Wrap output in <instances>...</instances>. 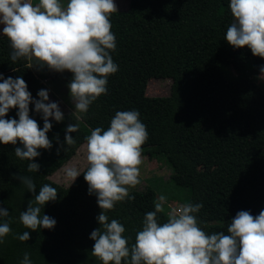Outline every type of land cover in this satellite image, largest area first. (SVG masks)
<instances>
[{
  "label": "trees",
  "instance_id": "16d2710c",
  "mask_svg": "<svg viewBox=\"0 0 264 264\" xmlns=\"http://www.w3.org/2000/svg\"><path fill=\"white\" fill-rule=\"evenodd\" d=\"M229 3L129 0L128 10L111 15L117 40L111 55L119 70L108 77L107 95H101L79 121L72 112L64 113L61 122L50 119L53 127L47 136L53 146L38 150L37 173L28 172L29 161L15 155V147H22L19 142L15 146L0 143V207L9 210L12 228L0 244V264H20L25 252L33 264H101L91 252L95 241L89 237L100 227L96 217L101 209L96 196L88 194L83 175L87 167L66 188L48 177L86 144L91 130H107L117 111H139L149 133L142 157L170 169L171 184L188 192L185 203L203 204L197 217L206 233L228 234L237 212L256 216L264 210V91L252 79L264 74L260 71L264 59L249 48L235 49L224 39L233 22ZM30 63L0 58V74L22 76L33 99H38V91L45 88L36 81L41 70L30 68ZM224 66L234 69V78L226 76ZM44 70L51 81L68 85L72 78L67 71ZM151 79L171 80L169 95L147 96ZM29 107L30 118L42 129V114L35 112L34 105ZM17 110L11 109L5 118L18 119ZM73 123L80 125L71 133L76 144L67 146L65 130ZM212 160L218 161L215 168L200 170ZM14 174L31 176L35 194L44 184L57 189V199L43 208L45 215L56 220L54 229L31 231L20 223V212L34 194ZM129 194L135 199L117 203L107 215L109 221L117 219L125 226L124 235L132 244L145 214L154 210L157 195L147 185ZM166 219L164 211L160 222ZM24 231L30 232V239L22 242L16 236Z\"/></svg>",
  "mask_w": 264,
  "mask_h": 264
},
{
  "label": "clouds",
  "instance_id": "9594fccd",
  "mask_svg": "<svg viewBox=\"0 0 264 264\" xmlns=\"http://www.w3.org/2000/svg\"><path fill=\"white\" fill-rule=\"evenodd\" d=\"M228 7L233 22L224 39L233 48L246 46L254 56L264 59V0H230ZM116 12L114 0H67L66 5L62 0H0V33L10 42L13 62L24 59L31 62L30 68L72 73L67 86L79 121L101 95H107L108 77L119 70L111 55L117 40L110 17ZM260 71L264 73V66ZM0 81V143L15 146L19 142L22 147H15V155L29 161L28 172L37 173L40 165L34 160L41 155L38 150L53 146L47 136L53 127L50 118L61 122L64 113L58 103L49 101L46 89L39 90V98L33 99L22 76L14 79L0 74ZM30 104L42 114V129L30 118ZM13 108L18 109V119L5 118ZM79 128V123L67 126V146L76 144L71 133ZM148 138L138 110L117 111L107 130L96 127L85 137L88 166L83 175L88 194L96 196L101 209L96 217L100 227L89 237L95 241L92 255L101 264H264V210L256 216L241 210L228 225V234H209L199 226L197 214L202 203L186 202L172 208L166 222L161 223L166 203L161 195L154 210L145 214L135 242L129 243L125 226L117 219L109 221L107 212L119 202L135 199L129 188L141 183L142 146ZM65 175L74 181L81 173L73 166ZM14 178L34 194L27 209L20 212V223L31 231L54 229L56 220L45 215L43 208L57 199V189L44 184L35 194L37 186L31 176L14 174ZM0 220L3 244L12 232L7 208L0 207ZM16 238L28 241L30 232ZM20 264H33L30 253H24Z\"/></svg>",
  "mask_w": 264,
  "mask_h": 264
},
{
  "label": "rangeland",
  "instance_id": "374dc122",
  "mask_svg": "<svg viewBox=\"0 0 264 264\" xmlns=\"http://www.w3.org/2000/svg\"><path fill=\"white\" fill-rule=\"evenodd\" d=\"M32 2L36 3L38 0H32ZM62 2L66 5L67 0H62ZM114 2L117 4L118 11L128 10L129 0H114ZM2 27L3 26L0 25V30H2ZM242 49L246 50L248 48L245 46ZM10 52L11 48L9 40L0 33V58L11 60ZM16 62L29 63V61L24 59L17 60ZM224 71L229 79L235 77V71L231 66H224ZM252 79L264 91V74L253 76ZM36 81L41 83L44 88L48 90L49 101L58 103L63 113L72 112L75 115H78V113L74 112V104L70 97L69 88L66 84L60 81L49 80L44 69L40 71V74H37ZM170 86L171 80L169 79H151L148 81L146 87V95L149 97H166L170 93ZM86 147L87 144L80 146L67 163L48 177L49 180L58 186L65 188L69 187L75 180L73 181L71 178H68L65 175V170L69 167L76 166L81 173L87 167ZM147 162L146 159H143V163L140 166L141 183L134 188H129V192L132 190H141L145 185L151 187L157 195V201L161 195L166 197L164 209L167 213L172 208H178L184 204L188 192L186 189L176 188L171 184L169 180L170 169L166 167L163 162L153 164H147ZM217 165L218 161L212 160L207 165L200 167V170H211Z\"/></svg>",
  "mask_w": 264,
  "mask_h": 264
},
{
  "label": "crops",
  "instance_id": "0c3cea01",
  "mask_svg": "<svg viewBox=\"0 0 264 264\" xmlns=\"http://www.w3.org/2000/svg\"><path fill=\"white\" fill-rule=\"evenodd\" d=\"M143 159H146L148 162H147V164H153V162L152 161H150V160H148L146 157H143ZM151 169H152V166H151ZM150 169V170H151Z\"/></svg>",
  "mask_w": 264,
  "mask_h": 264
}]
</instances>
